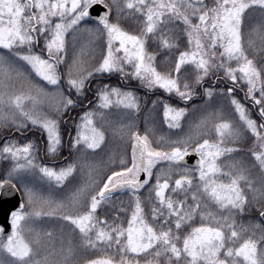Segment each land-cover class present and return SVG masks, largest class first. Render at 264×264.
Listing matches in <instances>:
<instances>
[{
    "label": "snow or ice",
    "instance_id": "1",
    "mask_svg": "<svg viewBox=\"0 0 264 264\" xmlns=\"http://www.w3.org/2000/svg\"><path fill=\"white\" fill-rule=\"evenodd\" d=\"M0 162V264H264V0H0Z\"/></svg>",
    "mask_w": 264,
    "mask_h": 264
},
{
    "label": "trees",
    "instance_id": "2",
    "mask_svg": "<svg viewBox=\"0 0 264 264\" xmlns=\"http://www.w3.org/2000/svg\"><path fill=\"white\" fill-rule=\"evenodd\" d=\"M124 25H125V27L129 28V30H131L132 27H133V25L130 22H127V21L124 22ZM113 76H116L117 77L118 74L117 75H113ZM106 82H110L112 84H116L118 82V80H116V79H114V78L111 77V80L110 81H106ZM95 83H96V81H92V85L90 86L89 90L85 92V96H87V100L83 101L82 103L84 105L85 103L88 102L87 106L82 107L80 109H76L73 112L69 113L68 114V123H64L63 121L61 123V129H62L63 139L66 142V150H67V143H68V140H69L68 133H69V131H71L72 135H75L74 123L75 122H78V117H79L80 112H82L84 110H87V108L91 106L89 104V101H92L94 103V100L92 98V93H95L94 92ZM121 83L123 84L125 82H121ZM224 83H226V82H222L221 84H218L217 85V88H219L221 86H224ZM137 85H138V82L137 81H132L129 84V86L132 87V88H134V90H136L141 97H143L145 95H148L150 97L149 103H150L151 99H154V98H156V96H159L160 95V92H157L156 93V96H153L151 93L145 92V91H143L142 88L137 87ZM207 86L208 85L206 84L205 87H207ZM239 96L242 97V93L241 92L239 93ZM164 98L167 99L168 96L167 95H164ZM173 102H175V101H173ZM142 103H143V101H142ZM192 103L199 104V103H202V101L199 100V99H193ZM181 106H184V105L181 104ZM188 106L190 107V105H188ZM162 111H163L162 110V106H160L158 108L157 113H156V118H157V121L159 122V124L161 126V129L163 131H167V126L163 124V114H162ZM73 117L76 118V121H74L72 119ZM139 121H140L141 127H143V113L140 114ZM250 144H251V140L248 141V144L245 145V147H247ZM62 155H65L64 149H62ZM1 164H2V162H0V165ZM0 178H2V177H0Z\"/></svg>",
    "mask_w": 264,
    "mask_h": 264
},
{
    "label": "water",
    "instance_id": "3",
    "mask_svg": "<svg viewBox=\"0 0 264 264\" xmlns=\"http://www.w3.org/2000/svg\"><path fill=\"white\" fill-rule=\"evenodd\" d=\"M100 10H103V9H102V6H100ZM94 14H95V11H94ZM195 159H196V157L193 155V156L188 160V163H189V164L194 163V162H195ZM17 199H19V196H18V195H17ZM4 207H7V205H4ZM2 219H3V213H0V221H2Z\"/></svg>",
    "mask_w": 264,
    "mask_h": 264
},
{
    "label": "flooded vegetation",
    "instance_id": "4",
    "mask_svg": "<svg viewBox=\"0 0 264 264\" xmlns=\"http://www.w3.org/2000/svg\"><path fill=\"white\" fill-rule=\"evenodd\" d=\"M115 77H116V76H115ZM116 78L118 79V77H116ZM241 93H242V92H241ZM94 95H95V94H94V93H92V98L94 97ZM242 95H243V93H242ZM87 104H88V102L84 104V107H85V106H87ZM80 108H82V107H80V106H77V109H80ZM64 152H65V155H67L66 146H65V148H64Z\"/></svg>",
    "mask_w": 264,
    "mask_h": 264
},
{
    "label": "rangeland",
    "instance_id": "5",
    "mask_svg": "<svg viewBox=\"0 0 264 264\" xmlns=\"http://www.w3.org/2000/svg\"><path fill=\"white\" fill-rule=\"evenodd\" d=\"M118 77V76H117ZM119 78V77H118ZM146 91V90H145ZM162 91V90H161ZM95 94V93H94ZM165 95H167L168 96V94H165ZM2 165V164H1Z\"/></svg>",
    "mask_w": 264,
    "mask_h": 264
}]
</instances>
